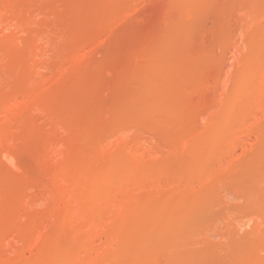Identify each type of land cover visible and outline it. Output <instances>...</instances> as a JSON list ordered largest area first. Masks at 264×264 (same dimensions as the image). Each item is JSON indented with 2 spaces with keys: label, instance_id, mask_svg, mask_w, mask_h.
Returning <instances> with one entry per match:
<instances>
[{
  "label": "rangeland",
  "instance_id": "obj_1",
  "mask_svg": "<svg viewBox=\"0 0 264 264\" xmlns=\"http://www.w3.org/2000/svg\"><path fill=\"white\" fill-rule=\"evenodd\" d=\"M0 264H264V0H0Z\"/></svg>",
  "mask_w": 264,
  "mask_h": 264
}]
</instances>
